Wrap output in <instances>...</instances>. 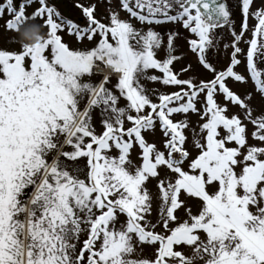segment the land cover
Returning a JSON list of instances; mask_svg holds the SVG:
<instances>
[{
  "label": "snow or ice",
  "instance_id": "snow-or-ice-1",
  "mask_svg": "<svg viewBox=\"0 0 264 264\" xmlns=\"http://www.w3.org/2000/svg\"><path fill=\"white\" fill-rule=\"evenodd\" d=\"M74 7L0 0V264H264V0Z\"/></svg>",
  "mask_w": 264,
  "mask_h": 264
},
{
  "label": "flooded vegetation",
  "instance_id": "flooded-vegetation-1",
  "mask_svg": "<svg viewBox=\"0 0 264 264\" xmlns=\"http://www.w3.org/2000/svg\"><path fill=\"white\" fill-rule=\"evenodd\" d=\"M59 2H63V11L70 18H75L78 13L74 7V3L71 0H58ZM72 2V3H70Z\"/></svg>",
  "mask_w": 264,
  "mask_h": 264
},
{
  "label": "rangeland",
  "instance_id": "rangeland-1",
  "mask_svg": "<svg viewBox=\"0 0 264 264\" xmlns=\"http://www.w3.org/2000/svg\"><path fill=\"white\" fill-rule=\"evenodd\" d=\"M73 3H74V0H71ZM72 2H70V3H72ZM56 3L58 4V6H59V8H60V10L64 13V11H63V5H60L59 3H58V0H56ZM72 3V4H73ZM65 14V13H64ZM66 15V14H65ZM164 27H166V28H170V27H172L171 25H170V27H168V25H165Z\"/></svg>",
  "mask_w": 264,
  "mask_h": 264
}]
</instances>
